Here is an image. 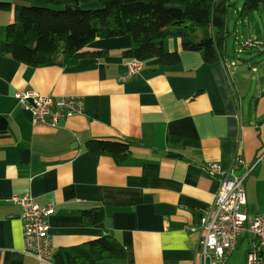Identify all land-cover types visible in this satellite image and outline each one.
<instances>
[{
    "label": "crops",
    "instance_id": "1",
    "mask_svg": "<svg viewBox=\"0 0 264 264\" xmlns=\"http://www.w3.org/2000/svg\"><path fill=\"white\" fill-rule=\"evenodd\" d=\"M48 1L15 2L1 11L0 42L7 26L19 22L22 6ZM252 18L237 19L236 26L249 25L242 45L257 42L246 49L259 56L243 59L236 71L228 52L238 32H231L229 15L220 63L206 64L201 53L184 51L171 38L165 49L178 53L180 64L146 58L139 76L127 83L120 79L127 71L128 36L96 40L84 51L108 55L64 67L32 68L0 54V264H51L23 253L22 209L13 198L24 196L53 204L49 234L57 249L112 233L127 256L97 264H200L201 235L186 227L210 211L220 189V176L211 175L208 165L237 177L250 172L248 179L264 162V23ZM223 63L231 67L229 76ZM22 92L79 98L83 113L59 128L38 125L15 97ZM91 140L134 145L119 165L109 155L89 153ZM238 155L243 163L235 162ZM96 209L105 211V221L85 225L82 212ZM244 236L249 248L251 237Z\"/></svg>",
    "mask_w": 264,
    "mask_h": 264
},
{
    "label": "trees",
    "instance_id": "2",
    "mask_svg": "<svg viewBox=\"0 0 264 264\" xmlns=\"http://www.w3.org/2000/svg\"><path fill=\"white\" fill-rule=\"evenodd\" d=\"M0 0V12L10 11L15 2ZM47 6L24 5L18 23L10 24L0 42V54L32 68L68 66L86 58H102L106 52H85L96 40L128 36L127 59L156 57L163 66L180 64L178 53L165 49L168 39L181 41L182 50L198 52L208 65L226 57L227 30L231 0H49ZM264 13V0H244L238 20ZM133 142L91 140L89 153L109 155L123 164ZM87 226L105 219L103 209L82 212ZM248 236V235H247ZM248 251V250H247ZM247 253V252H246ZM126 248L112 233L81 245L58 249L54 264H97L104 260H123Z\"/></svg>",
    "mask_w": 264,
    "mask_h": 264
},
{
    "label": "built area",
    "instance_id": "3",
    "mask_svg": "<svg viewBox=\"0 0 264 264\" xmlns=\"http://www.w3.org/2000/svg\"><path fill=\"white\" fill-rule=\"evenodd\" d=\"M257 42L247 41L246 48H254ZM144 63L140 59H129L127 71L120 81L127 83L139 76ZM222 67L227 73L228 63ZM24 110L30 111L36 124L59 128L60 122L83 113V101L71 96H44L34 92H22L15 96ZM263 160L260 157L257 162ZM236 163H243L241 155ZM211 175L220 176L221 186L210 211L201 216L193 226L186 227L191 233L201 235L198 256L200 264H227L238 248L243 234L251 237L245 264H264V210L254 217L248 214L247 194L244 187L245 176H234L233 172L222 173L220 166L207 167ZM21 207L20 220L23 228L25 255L40 262L53 263L58 249L53 245L49 234L50 218L54 213L53 204L41 206L32 196L14 197Z\"/></svg>",
    "mask_w": 264,
    "mask_h": 264
},
{
    "label": "rangeland",
    "instance_id": "4",
    "mask_svg": "<svg viewBox=\"0 0 264 264\" xmlns=\"http://www.w3.org/2000/svg\"><path fill=\"white\" fill-rule=\"evenodd\" d=\"M231 3L232 5L235 4V6H232L229 10V23L231 25V32H234V30L236 29V32H238V36L235 37L231 35L229 40L230 50L228 54L232 65V71H236L237 67L242 68L241 63L243 59L252 58L251 61H254L255 59H258L259 54L258 51L249 53L246 48H243L242 42L245 39L244 32L249 31L246 30V28H249V25L245 28L242 26V23L239 22L236 26V22H238V11L242 9L244 0H233ZM260 15L262 16L260 17ZM251 20H255L259 23H264V13L262 11L254 13ZM237 77L240 76L237 75ZM256 84L257 81H255V85ZM246 103L247 98L245 97L243 113H245V121H250V113L249 109L245 106ZM244 174L248 176L250 172L245 171ZM244 187L248 198V214L250 215V217H254L257 213H260L264 210V162L261 163V165L258 167V170L254 174L252 173V175L248 179H246V181L244 182ZM247 248L248 239L244 236L240 239L238 248L235 251L234 255L229 259L230 261L228 264H244Z\"/></svg>",
    "mask_w": 264,
    "mask_h": 264
}]
</instances>
